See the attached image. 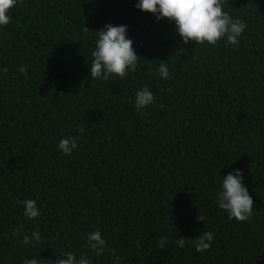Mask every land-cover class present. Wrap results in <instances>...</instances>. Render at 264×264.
<instances>
[{
	"label": "trees",
	"instance_id": "16d2710c",
	"mask_svg": "<svg viewBox=\"0 0 264 264\" xmlns=\"http://www.w3.org/2000/svg\"><path fill=\"white\" fill-rule=\"evenodd\" d=\"M135 3L18 0L10 9L0 29V264L88 255L96 229L107 250L93 264H264V0H224L247 23L238 46L184 44L173 22ZM109 23L128 26L140 57L123 80L90 77L96 31ZM145 85L156 103L139 115L133 101ZM69 136L70 156L57 147ZM234 169L254 202L248 221L229 219L215 199ZM25 199L41 208L35 221ZM32 231L41 241L24 245ZM203 231L215 239L198 252Z\"/></svg>",
	"mask_w": 264,
	"mask_h": 264
},
{
	"label": "clouds",
	"instance_id": "9594fccd",
	"mask_svg": "<svg viewBox=\"0 0 264 264\" xmlns=\"http://www.w3.org/2000/svg\"><path fill=\"white\" fill-rule=\"evenodd\" d=\"M17 2L18 0H0V29L10 23L12 17L9 12ZM134 7L152 13L156 20L167 18L173 22L176 34L184 44L192 41L195 44L214 46L224 40L226 45L238 46L247 28L246 22L234 18L224 10V0H136ZM127 29V25L109 23L96 31L95 46L91 52L93 59L89 67L91 78L101 81H108L110 78L123 80L130 72L136 71L140 57L133 48V40L128 37ZM7 71L6 67H0V73ZM157 71L161 78L169 77L165 64H160ZM19 72L27 74L26 67L21 66ZM155 103V95L147 85L135 93L133 106L139 115H148L146 110ZM77 131L82 133L84 129L78 127ZM77 146V140L72 136L62 138L57 145L64 155L69 156ZM243 180V172L240 169L221 174L215 199L218 208L225 211L229 219L248 221L253 216L254 202ZM19 203L23 205V215L28 220L35 221L41 215V208L36 199H25ZM197 220L204 221V216L201 214ZM19 232L20 229L14 230V235ZM41 239L39 231H32L30 235H23L22 242L24 245H34ZM214 239V232L203 231L192 244L196 251L204 252L211 248ZM168 242V237H161L158 247L162 249ZM174 243L183 248L186 240L184 236H179ZM86 247L89 250L88 255L81 253L77 256L74 252H65L62 257L54 260V264H93L92 254L100 257L107 250V241L99 229L87 233ZM22 264H46V261L25 258ZM114 264H119L118 256H114Z\"/></svg>",
	"mask_w": 264,
	"mask_h": 264
}]
</instances>
